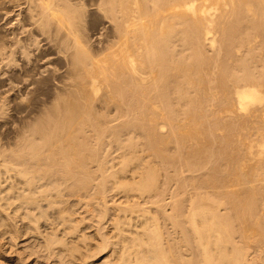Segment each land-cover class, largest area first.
Returning <instances> with one entry per match:
<instances>
[{"label": "bare ground", "instance_id": "bare-ground-1", "mask_svg": "<svg viewBox=\"0 0 264 264\" xmlns=\"http://www.w3.org/2000/svg\"><path fill=\"white\" fill-rule=\"evenodd\" d=\"M3 7L19 14L10 40L0 37V62L48 46L64 78L48 117L21 132L17 150L0 149L1 246L6 235L33 238L61 264H264V0H0ZM96 21L98 33H86ZM178 189L189 192L186 206ZM164 190L173 198L162 211L196 249L167 243L148 206L165 201ZM87 213L99 215L92 233ZM254 237L263 249H251ZM1 246L0 264L20 262Z\"/></svg>", "mask_w": 264, "mask_h": 264}, {"label": "rangeland", "instance_id": "rangeland-1", "mask_svg": "<svg viewBox=\"0 0 264 264\" xmlns=\"http://www.w3.org/2000/svg\"><path fill=\"white\" fill-rule=\"evenodd\" d=\"M19 14V12H18V10L17 9H15V8H11V7H3V8H1L0 9V31L1 32H3V34H5V35H3L1 32V34H0V37H3V38H6L7 39V35H9L10 34V32L9 31H11V29L13 30V28H15L14 26L15 25H13V22H15V21H17V19L16 18H18V15ZM20 18V17H19ZM16 19V20H15ZM89 21H91L90 19H89ZM97 21H99V20H97ZM96 21V23L98 24V25H93L92 27H88L87 26V28H88V30H89V32H87L88 30H86V33H90V32H92L91 34L94 36L95 35V33L97 34L98 33V31H99V29L102 27V25H101V23L99 22H97ZM92 22V21H91ZM13 26V27H12ZM96 26V28H94ZM99 27V28H98ZM10 29V30H9ZM95 31H94V30ZM96 29H98V30H96ZM9 30V31H8ZM7 31V32H6ZM94 31V32H93ZM7 33V34H6ZM90 34V35H91ZM91 35V36H92ZM96 38V37H95ZM9 39V38H8ZM7 39V40H8ZM10 40V39H9ZM14 42V41H13ZM44 43H42V44H40V48H42L43 46H44V48H46V45H43ZM44 48H42V49H44ZM37 52V48L34 46V47H32L31 48V51L33 52L34 50ZM49 47L47 46V48L45 49V52H44V54L41 56V54H34L35 53V51L32 53L31 52V55L30 56H27L28 57V59H27V57H25V55H20V54H17V56L15 57V59H14V61H11V62H8V63H10L9 65H7L8 63H6V62H0V149L1 150H17L18 149V147L16 146L18 143H21L22 142V138H23V131H24V133H25V130H26V132L28 131V130H32L33 129V127H36V125H38V123H40L41 121H43V120H45L47 117H48V111H50V109H52V106H53V101L55 102V99L53 100V98H55V93H53V92H56V89L55 88H57L58 86H59V81H62L63 80V78L64 77H62V74H54L53 72L56 70V69H54V68H57V67H60L58 70H61L63 67H64V63L63 64H60V61H58V59L57 60H53V59H51L52 61H50V59H48V58H51V57H53L52 55H54V52H52L53 51V49H49ZM48 50V51H47ZM48 53H47V52ZM47 53V54H46ZM33 54V55H32ZM51 56H49V55ZM20 55V56H19ZM35 55H38V57H36ZM32 56V57H31ZM41 56V57H40ZM19 57H21V58H19ZM25 57V58H24ZM39 59V57H40V60H41V65H40V60H39V63H38V61L35 59ZM44 57V58H43ZM18 58V59H17ZM31 60H30V59ZM45 58H47V59H45ZM24 59H26V62L25 61H23ZM34 61H33V60ZM43 59V60H42ZM17 60L19 61V62H17ZM21 60V61H20ZM48 60V61H47ZM15 61H16V64H15ZM28 61V62H27ZM29 61H30V63H29ZM32 61V62H31ZM44 61H46L47 63H45ZM59 62V64H58V62ZM13 62V63H12ZM23 62V63H22ZM48 62H51V63H48ZM56 62V63H55ZM18 63H19V65H18ZM24 63H26V64H24ZM34 63V64H33ZM36 63H38L37 65H36ZM46 65H45V64ZM62 63V62H61ZM11 64H13V66L15 65L16 67L14 68ZM45 66H44V65ZM55 65V66H53V65ZM3 65V66H2ZM26 67H25V66ZM35 65V66H34ZM50 65H51V67H50ZM58 65V66H57ZM5 66V67H4ZM9 66H11V68L13 67L14 69H11V68H9ZM17 66H18V68H17ZM28 66V67H27ZM36 66H37V68H36ZM40 66H42V67H40ZM49 67V68H51V70H49V68L47 69L46 67ZM21 67V68H20ZM23 67H25L26 69H28V70H26L25 68H23ZM3 68V69H2ZM31 68H34V69H32L31 70ZM39 68H40V70H39ZM45 68V69H44ZM8 69H10V70H8ZM20 71H19V70ZM43 69V70H42ZM14 70H16V72L14 71ZM22 70V71H21ZM26 70V71H25ZM46 70V71H45ZM52 70H54V71H52ZM10 71V72H9ZM12 71H13V73H12ZM19 71V72H18ZM24 71V72H23ZM30 71H33L32 73H30L31 75H34V76H32V77H30L31 75L29 74V72ZM36 71V72H35ZM39 71H40V73H39ZM43 71H44V73L45 74H48V72L47 71H51L52 73H53V75H52V73L50 72L49 73V75H45L44 73H43ZM4 72V73H3ZM16 74H15V73ZM18 72V73H17ZM43 74H42V73ZM9 73H11V74H9ZM20 73V74H19ZM26 73V74H25ZM35 73V74H34ZM38 73H39V75H38ZM9 74V75H8ZM13 74H15L16 76H17V78L19 79L20 78V80L21 79H23L24 78V80L26 79V78H29V79H26L25 80V82H24V80H21V81H19L17 78H16V76L14 75V77H13ZM22 74V75H21ZM25 74V76H23ZM28 74V75H27ZM18 75L20 76V77H18ZM28 77H27V76ZM30 75V76H29ZM36 75V76H35ZM41 75V77L43 76V78H39V76ZM52 75V76H51ZM10 76L12 77V79L10 78ZM23 76V77H22ZM45 76V77H44ZM46 76H48V77H46ZM58 76V77H57ZM59 76H60V78H59ZM22 77V78H21ZM51 77V78H50ZM52 77H54L53 79H55V82H54V85H53V83H51L50 84V82H51V80H52V82H53V79H52ZM57 79H56V78ZM39 78V81L37 80ZM46 80H45V79ZM58 78H59V80H58ZM62 78V79H61ZM14 79H15V81H14ZM17 79V80H16ZM42 79V80H41ZM44 79V80H43ZM7 80V81H6ZM10 80V81H9ZM48 80L50 81V82H48ZM38 81V82H37ZM42 81V82H41ZM58 81V82H57ZM4 82H5V84H4ZM11 82V83H10ZM12 82H14V83H12ZM17 82V83H16ZM20 82V83H19ZM36 83V84H32V83ZM41 82V83H40ZM9 83V85H7ZM29 83H31V86H30V84ZM40 84V85H38V84ZM15 85V86H13V85ZM57 84V85H56ZM23 85V86H22ZM27 87V86H30V87H32L33 85L35 86H33L32 87V89L31 90H33V91H30V88L29 87H25V86ZM38 85V86H37ZM56 85V86H55ZM22 86V87H21ZM55 86V87H54ZM12 87V88H11ZM15 87V88H14ZM48 87H50V88H48ZM35 90H34V89ZM11 89H13L14 91H12ZM48 89V90H47ZM55 89V90H54ZM22 90V91H21ZM25 90V91H24ZM27 90V91H26ZM46 90V91H45ZM35 91V92H34ZM48 91V92H47ZM53 91V92H52ZM26 92H28V93H26ZM47 92V93H46ZM49 92H51V93H49ZM43 93V94H42ZM53 93V94H52ZM11 94V95H10ZM41 95H43V97L41 96ZM48 97H47V96ZM53 95V96H52ZM22 96H25V97H22ZM46 97V99L45 100H43L45 97ZM52 99H51V98ZM8 99V100H6V99ZM18 98H19V100H18ZM21 98V99H20ZM24 98V99H23ZM42 98V99H41ZM17 100V101H14V102H12L13 100ZM22 99L24 100V101H22ZM41 99V100H40ZM51 99V100H50ZM10 100H12V101H10ZM2 101H4L5 103H2ZM19 101V102H18ZM40 101L43 103V105L42 104H40L39 105V103H40ZM45 101V102H44ZM50 101H51V104H49L50 103ZM7 102V103H6ZM10 104H9V103ZM17 102L19 103V105L17 106ZM39 102V103H38ZM7 104V105H6ZM21 104V105H20ZM38 104V105H37ZM45 104V105H44ZM47 104V105H46ZM49 104V105H48ZM6 105V106H5ZM37 105V106H36ZM42 105V106H41ZM52 105V106H51ZM36 106V107H35ZM38 106H40V107H38ZM47 106H48V108H49V110L47 109ZM41 107H43V109L41 108ZM44 107H45V109H44ZM5 108V109H4ZM18 108H19V110H22L21 111V113H20V111L18 110ZM22 108V109H21ZM23 108H26V109H23ZM35 108H39L38 110H36ZM43 110L42 112L44 113V110H45V114H47V115H44L43 113H41L40 111H41V109ZM16 109H17V111H16ZM28 109V110H27ZM31 111H30V110ZM32 109H34V111H32ZM27 110V111H26ZM39 111V112H36V111ZM47 110V111H46ZM25 111V112H24ZM18 112V113H17ZM47 112V113H46ZM27 114V116H25L24 117V114ZM30 113H35V114H30ZM41 113V114H40ZM18 114V115H17ZM25 114V115H26ZM30 115V117H29V115ZM36 114L38 115V118L37 117H35L36 116ZM23 115V116H22ZM35 115V116H34ZM43 115V116H42ZM13 117V119H12V117ZM11 117V118H10ZM22 117V118H21ZM28 117V118H27ZM31 117H32V119H33V117H34V119H33V121L32 120H30L31 119ZM42 119H41V118ZM43 117H44V119H43ZM23 118H24V120H23ZM30 118V119H29ZM36 119H38V120H36ZM11 120V121H10ZM28 120V121H27ZM37 121V122H35V121ZM40 120V121H39ZM19 121V122H18ZM24 121L26 122V123H24ZM30 121V122H29ZM33 123H36V124H33ZM17 123V124H16ZM22 123V124H21ZM24 123V124H23ZM31 123V124H30ZM32 124H33V126H32ZM26 125V126H25ZM35 125V126H34ZM30 129H29V128ZM24 129V130H22V129ZM20 133V135H19V133ZM22 132V133H21ZM5 135V136H4ZM17 135H19L18 137H15V136H17ZM19 138V139H18ZM10 141V142H9ZM4 143H5V145H4ZM9 143V144H8ZM6 144H8V145H6ZM16 144V145H15ZM1 145H2V147H1ZM15 145V146H14ZM6 146H7V148H6ZM14 146V147H13ZM3 148V149H2ZM5 148V149H4ZM17 148V149H16ZM182 192H184V193H182ZM187 194H186V193ZM165 193V194H164ZM170 193H172V190H164V192H163V196H162V198H164L165 199V201H163L162 203H160V204H154V205H148L149 207H151V208H153L152 210L154 211V213H156L158 216H159V218H160V220H161V223H162V227H163V230H164V233L166 232V234H165V236H166V241H167V243L168 244H170L171 246H173L175 243H176V241H177V243L178 244H176L177 245V247H178V249L180 248V249H196L195 247H194V242L193 241H190V244H188L187 243V239H192V238H190V236L188 235V233H187V235L185 234V233H182L180 230H177L176 229V227L174 226V224H173V221L172 220H169V218H168V216L166 215L167 213H165V212H163L162 211V207L164 208V209H168V208H170L171 207V202H172V194H170ZM188 191H186V190H183V189H178V190H176V195H177V198L179 199V200H181V201H183L184 203H183V206H186L187 204H188V198H189V196H187L188 195ZM182 194V195H181ZM184 194V195H183ZM168 195V196H167ZM165 196V197H164ZM179 196H181V198L179 197ZM187 197V198H186ZM234 197L235 196H233V199H234ZM167 198H171V199H167ZM236 198V197H235ZM74 199V200H73ZM176 199V198H175ZM185 199V200H184ZM168 200V201H167ZM239 200H244V198L243 197H241V199H237V201L235 202L237 205H236V207L238 206L239 208L240 207H242L241 205V203L243 202H241V201H239ZM71 202H75V204H77L78 203V200L77 199H75V198H72L71 199ZM77 202V203H76ZM169 202V203H168ZM72 203V204H73ZM240 203V204H239ZM74 204V205H75ZM79 204V203H78ZM257 206H259L260 207V204L258 203V205ZM155 207V208H154ZM161 207V208H160ZM237 207V208H238ZM258 207V208H259ZM238 208V209H239ZM159 209V210H158ZM169 210V209H168ZM82 211V210H81ZM171 210H169V212H170ZM168 212V213H169ZM86 215V217H87V220H86V225L87 226H91L88 230H89V232H93V231H95V227H92L93 225L94 226H97V224H98V221H99V219H95L97 216H99L98 215V213H95V215H97L96 217H92V214L91 213H87V214H85ZM110 217L112 218V211L110 212ZM161 215V216H160ZM109 216L107 217V219L104 221V222H106L105 224L107 225H105L107 228L106 229H108V228H110L111 229V227H112V222L110 221L111 220V218H110ZM89 218V219H88ZM109 220V221H108ZM110 222V223H109ZM169 222V223H168ZM240 222V221H239ZM238 222V220L235 222L236 223V225H237V227H238V229H241V224ZM93 223H95V224H93ZM110 224V225H109ZM170 226V227H169ZM241 226V227H240ZM171 227H172V230H171ZM91 228H93V229H91ZM166 229V230H165ZM175 229V230H174ZM93 230V231H92ZM109 230V229H108ZM183 231V230H182ZM172 232V233H171ZM176 233V234H175ZM170 234V235H169ZM171 234H173L172 236H171ZM176 235H177V240H176ZM240 235V236H239ZM6 237V238H5ZM3 239H2V246H1V244H0V246L1 247H4L5 249H3L4 251H3V253H5V254H7V255H5V256H7L8 258H9V256H10V258L9 259H11V258H13L12 260L13 261H16V262H18V261H22V263H20V262H18V264H61L60 262H59V259L57 258V257H55V256H53V255H50L46 250H44L45 248L37 241V240H35V239H33V238H30V239H27V240H25V241H23V243H22V239L21 240H15L14 242H13V240L11 239V237L9 236V235H6ZM175 237V238H174ZM173 238V240H171ZM179 238V239H178ZM239 241H238V240ZM241 239H242V237H241V234L239 233L238 235H237V238H236V241H238L239 243L241 242H243V240L241 241ZM12 240V241H11ZM34 240V241H33ZM256 240V241H255ZM258 237H254V240L251 242V244H250V246L252 247L251 249H263V243H261V241L260 240H258ZM175 241V243H173V242ZM5 242V243H4ZM9 242V243H8ZM12 242V243H11ZM19 242V243H18ZM31 242H32V244H31ZM171 242V243H170ZM254 242V243H253ZM4 243V244H3ZM16 244V246L14 245V244ZM18 243V244H17ZM22 243V244H21ZM25 243V244H24ZM37 245H36V244ZM253 243V244H252ZM21 244V245H20ZM31 244V245H30ZM35 244V245H34ZM25 245V246H24ZM169 245V246H170ZM25 248H24V247ZM32 246V247H31ZM33 246H38V247H33ZM256 246H258V247H256ZM255 247V248H254ZM9 248V249H8ZM11 248V249H10ZM26 248H28L29 249V251H28V249H26ZM31 248V249H30ZM35 250L36 249V251H34L33 249ZM37 248H39L38 250H37ZM42 248H43V250H42ZM5 250H6V252H5ZM40 250V251H39ZM7 251H9V252H7ZM38 251V252H37ZM41 251H42V253H41ZM44 252H45V254H44ZM47 252V253H46ZM20 253V254H19ZM18 255V256H17ZM44 255V256H43ZM20 256V258H18ZM48 256V257H47ZM50 257V258H49ZM18 259H20V260H18Z\"/></svg>", "mask_w": 264, "mask_h": 264}]
</instances>
